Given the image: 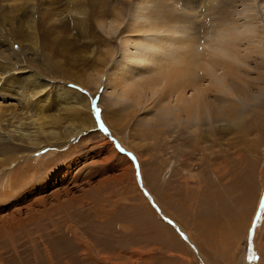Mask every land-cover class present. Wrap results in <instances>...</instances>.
Returning <instances> with one entry per match:
<instances>
[{
	"label": "bare ground",
	"instance_id": "1",
	"mask_svg": "<svg viewBox=\"0 0 264 264\" xmlns=\"http://www.w3.org/2000/svg\"><path fill=\"white\" fill-rule=\"evenodd\" d=\"M99 28L108 36L100 34ZM98 43L103 47L99 51ZM88 59L101 65L89 77L99 86L104 84L113 99L115 115L103 116L117 136L122 100L152 106L139 119L149 127V134L166 135L163 126L177 137L183 131L208 137L228 127L239 129L243 101L264 93V0H0V212L9 195L8 204H16L31 191L26 188L23 194H15L16 188L32 179L28 176L32 168L101 125L89 93L95 91L88 86L84 93L66 85L77 75L64 61L75 64ZM46 75L59 76L56 81L63 86L56 87ZM255 84L252 93L247 87ZM60 123L65 124L67 142L43 144L56 140ZM114 142L113 155L117 153ZM41 150L43 154H37ZM131 150L128 155L140 161V152ZM125 161L132 163L126 156ZM203 170L195 175L198 182ZM147 196L161 217L165 215L166 222L212 264L205 248L162 210L149 189ZM239 261L245 264L242 257Z\"/></svg>",
	"mask_w": 264,
	"mask_h": 264
},
{
	"label": "rangeland",
	"instance_id": "2",
	"mask_svg": "<svg viewBox=\"0 0 264 264\" xmlns=\"http://www.w3.org/2000/svg\"><path fill=\"white\" fill-rule=\"evenodd\" d=\"M104 31L98 29L108 36ZM97 46L98 51L103 48L100 43ZM64 64L77 75V80L66 84L69 88L85 93L89 86L95 91L89 93L101 125L78 137L68 149L54 151L39 168H32L28 173L32 179L15 189V194H23L32 188L21 201L9 205V195L0 212V264H209L194 243L188 244L181 231L169 225L165 215L161 217L147 196L148 189L162 210L205 248L212 264H240L241 257L245 264H263L264 93L243 101L239 129L228 127L208 137L183 131L179 136L183 139L168 126H163L166 135L156 129L149 134V127L139 119L152 106L122 100L118 136L123 143L103 116L115 115L112 97L105 93L104 84L99 86L89 77L101 65L94 59ZM46 77L56 87L63 86L56 81L59 76ZM79 79L84 86L72 81ZM247 88L255 93L256 84ZM234 96L229 98L238 100ZM63 125L57 126L56 140L43 144L66 143L69 137ZM105 139L116 141L115 155ZM130 144L140 152V161L128 155ZM202 168L198 182L195 175ZM140 171L149 188L142 186ZM253 217L251 238H247Z\"/></svg>",
	"mask_w": 264,
	"mask_h": 264
}]
</instances>
